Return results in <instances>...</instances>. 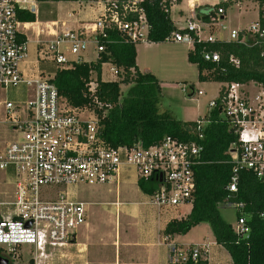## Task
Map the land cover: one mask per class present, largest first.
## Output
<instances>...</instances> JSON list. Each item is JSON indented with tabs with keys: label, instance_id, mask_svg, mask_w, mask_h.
<instances>
[{
	"label": "built area",
	"instance_id": "1",
	"mask_svg": "<svg viewBox=\"0 0 264 264\" xmlns=\"http://www.w3.org/2000/svg\"><path fill=\"white\" fill-rule=\"evenodd\" d=\"M97 1L101 12L92 26L59 34L57 23H51L47 35L52 39L46 41L40 39L43 31L37 33L36 62L53 65L55 72L49 74L22 69L29 57V41L24 31L31 28L18 15L29 12L38 18L36 2L0 0V187L9 188L12 199L6 213L0 216V256L10 263L21 258L24 248L34 264H42L53 251L75 245L80 228L86 224L87 211L85 203L73 199L71 190L117 185L124 166L134 169L139 181L155 184V191L148 195L151 207L169 213L192 206L193 167L201 162L204 151L201 143L214 110L237 136V142L228 150L233 165L229 192H237L239 173L243 171L264 182V85L259 82L221 83L217 99L209 103L207 118L195 121L196 141L182 143L166 138L149 148L111 147L101 139L94 112L74 109L59 95L53 83L56 71L82 62V53L90 44H94L97 60L105 52L99 39L106 38L107 31L116 32L127 44L151 43L144 6L156 0ZM177 2L162 0L161 5L170 13ZM230 4L239 5V0H219L217 9L209 14L208 23L196 18L191 8L193 15L182 26L175 25L177 30L166 41L186 44L192 50L200 43L237 42L258 46L264 59V9L248 29H232L227 39L213 35L212 30L224 20L225 7ZM222 29L227 30L225 26ZM88 33H92L91 38ZM65 49L72 60L65 55ZM202 58L209 63L220 61L219 54L213 51L204 52ZM230 61L239 65L233 58ZM110 72L117 78L123 73L115 66ZM101 79L111 82L105 81L103 75ZM97 86L93 73L88 91L93 102L103 107L96 97ZM11 94L16 98L10 99ZM204 94L201 90L197 92L198 96ZM227 206L237 212L244 208L237 203ZM234 231L239 236H249L250 228L243 216L237 218ZM168 248L170 264L196 262L203 259V252L208 249L175 244H169Z\"/></svg>",
	"mask_w": 264,
	"mask_h": 264
},
{
	"label": "trees",
	"instance_id": "2",
	"mask_svg": "<svg viewBox=\"0 0 264 264\" xmlns=\"http://www.w3.org/2000/svg\"><path fill=\"white\" fill-rule=\"evenodd\" d=\"M161 2L156 0L144 6L151 43H163L177 30L170 13L164 10ZM256 2L261 16L264 0ZM217 7H197L194 10L195 16L208 23L209 14ZM18 18L24 23L36 22V17L29 12H19ZM106 35V38L99 39L100 44L105 46V52L96 61H82L74 63L69 69L56 71L53 83L59 95L74 109L87 108L93 111L99 120L101 139L111 147L138 145L149 148L166 138L182 143L196 141L193 133L196 122H184L168 112H159L160 81L150 73L139 71L136 46L125 43L114 31H107ZM209 51L219 54L218 63L203 60L202 54ZM188 54V61L197 66L202 83L255 81L264 85V59L258 46L227 41L200 43ZM231 58L237 60L239 65L235 66ZM107 63L122 69L119 81H102V66ZM93 73L98 82L96 97L103 107L93 102L88 91ZM121 85H130L125 95L122 94ZM106 105L111 108H106ZM210 119L201 143L204 146L201 162L193 167L195 191L192 209L185 217L171 220L165 228L164 236H184L197 226L207 224L215 243L229 254L232 264H264V182L258 181L251 172L243 171L239 173L237 192H229L227 186L233 174V165L228 150L237 142V136L231 132V127L219 116L218 111L214 110ZM139 187L146 195L156 189L151 181H139ZM233 203L244 205L243 210L237 214L245 218L250 228L247 238L237 235L220 214L221 206ZM207 263L205 259H197L196 262L189 261L186 264ZM30 264L33 262L30 261Z\"/></svg>",
	"mask_w": 264,
	"mask_h": 264
},
{
	"label": "rangeland",
	"instance_id": "3",
	"mask_svg": "<svg viewBox=\"0 0 264 264\" xmlns=\"http://www.w3.org/2000/svg\"><path fill=\"white\" fill-rule=\"evenodd\" d=\"M34 1L38 6L36 20L42 23L39 25L42 29L45 28L46 23L68 20V13L74 15V18L69 19L67 24L73 27L74 19L78 16V8H82L85 12L97 9V17L101 12L97 0H79L78 3H71L70 0ZM181 1L178 0L180 3ZM239 2H241V7L233 4L227 5L229 9L225 20L220 21L212 30L215 37L227 39L230 30H246L258 20L260 7L256 0H239ZM192 15L191 10L188 11V8L180 4L175 5L170 12L171 20L177 25H181L185 19ZM97 17L89 23L90 26L95 23ZM223 26L227 30H223ZM58 28L61 33L63 28L60 24ZM65 28L67 29V26ZM34 32V29L24 31L29 41L28 61L30 64L26 71L33 67V62L37 58ZM88 36L91 38L92 33H88ZM49 39L46 35L41 38L43 41ZM93 48L94 44H90L86 52L82 53L81 59L88 63L96 61V53ZM191 50V47L186 44L171 41L142 43L136 46V63L139 69L144 73L154 75L160 81L159 112H168L175 119L183 121H196L199 118H204L208 112L209 103L217 99L222 88V85L217 82H200L197 66L188 61V53ZM113 67L112 64L103 66L104 80H120L121 77L117 78L111 74L110 69ZM129 88L130 85H121L122 94L125 95ZM192 88L196 92L195 96H190ZM249 89L254 91L252 86ZM200 90L206 94L198 96L197 92ZM9 98L15 99L16 96L11 94ZM3 137V133H1V138ZM71 191L74 193L73 199L86 203V224L80 228L75 245L53 251L42 264H170L169 244L184 248L207 238L208 235L212 236L210 227L207 224H201L200 227L192 229L188 234L177 236L175 240L169 238L165 241L166 237H161L162 243L154 245L157 246V249L148 251L139 249L138 247L143 246L140 242L142 236L139 234H142V231L139 223H145L144 214L154 215L155 211L145 203L148 198L137 186L121 180L117 185L83 186ZM7 192L8 195H6ZM10 195L9 188L0 187V216L4 215L9 207L8 203L10 204L12 200ZM189 211V207L183 209L184 213ZM237 213L235 209L228 206L220 207L222 218L233 228L237 224ZM131 217H134L137 222L133 220L132 225L135 227L127 228L125 226ZM22 252L21 258L11 264H30L32 257L28 255L27 248H24Z\"/></svg>",
	"mask_w": 264,
	"mask_h": 264
},
{
	"label": "crops",
	"instance_id": "4",
	"mask_svg": "<svg viewBox=\"0 0 264 264\" xmlns=\"http://www.w3.org/2000/svg\"><path fill=\"white\" fill-rule=\"evenodd\" d=\"M58 1V0H57ZM64 1V0H62ZM71 3L73 2H77L79 0H70ZM219 3V0H182L181 3H179L180 5H183L184 7L188 8V11L191 10V8H193L195 10V8L197 7H202V6H215ZM178 4V3H177ZM176 4V5H177ZM235 6L241 7V2H239V5L237 4H233ZM174 7V6H173ZM226 8V16L228 13V6L225 7ZM95 9V8H94ZM97 9L93 10V11H87L85 12L84 10H82V8H78V16L76 19H74L75 23L73 27H70L69 25H67L69 23V19L74 18L73 14L68 13L67 17L68 20H63V21H52L51 23H57V26L59 27V24L61 25V27L63 28V30H61L62 32L59 33V28L57 27L56 30L59 34L65 33L67 31H77L83 28H88L90 27V22L94 20V18L97 17ZM182 11V10H181ZM183 12V11H182ZM184 14H187V12H183ZM225 16V18H226ZM98 18V17H97ZM224 18V20H225ZM51 23H46V26L44 29L40 28V23L38 20L35 23H26L27 25H31V31L34 29V35H35V44H36V40H37V33L43 31L42 36L40 37V39L43 37V35H46V37H49L47 35V27L51 25ZM174 23V22H173ZM64 24V26L62 25ZM175 24V23H174ZM177 25V24H175ZM183 24L181 23V25H177L182 26ZM34 26V27H33ZM67 26V29L65 28ZM51 27V26H50ZM50 38V37H49ZM52 39V38H50ZM49 39V40H50ZM35 50H37V44L35 46ZM65 55L67 56V58L69 59H73L72 56L69 55V53L67 52V50H64ZM29 59V57H28ZM84 61V60H83ZM85 62V61H84ZM30 64V61L27 60V62L22 65V69L25 70V72H29L26 71L27 66ZM43 66H45V68H43ZM138 67V66H137ZM29 69H33V71H37L41 70L45 73H49L52 74L55 72V68L53 65L50 64H41V63H37L36 59L33 62V67L29 68ZM139 69V67H138ZM140 72L144 73L143 71H141L139 69ZM104 79V78H103ZM106 81V80H105ZM161 86V85H160ZM195 92V90L193 89L190 93V96H195L193 93ZM196 93V92H195ZM201 119V118H199ZM198 120V119H197ZM183 121V120H182ZM184 122H190V121H184ZM195 122V121H194ZM121 180H124V182H128L131 184H134L135 186H137L139 189V180L135 174L134 169L129 168L127 166H124L121 168L120 170V175H119V182ZM141 191V189H140ZM148 198V195H146ZM148 204V201L145 202ZM86 204V203H85ZM190 208V211L192 209V206H187ZM155 211V214H144L143 218H144V222L139 225L141 226V231L142 234H139L140 236H142V240H140V242L142 243L143 246L138 247L139 249H144L146 251H148L149 249H157L156 245H160L162 243V239L161 237L164 236V231L165 228L167 226V224L173 220V219H180L182 217H185L186 215H188L190 213V211L188 213H184L183 209L185 207H182L181 209H178L177 211H173V212H169V213H163L158 211L156 208L152 207ZM133 220H135V222H137V220L134 217L130 218V221L126 224L125 227L127 228H131V227H135L133 224ZM86 227H88V225H86ZM200 226H197L196 228H198ZM177 238V236L171 237V239ZM160 241V242H159ZM154 242H158V243H154ZM153 246V247H152ZM190 246H201V247H205L207 246V251L203 252V259L207 260L208 264H232L231 258L229 256V254L219 245H217L215 243V239L213 237V235H208L207 238L205 239H201L199 241H197L194 244H191ZM133 247V246H132ZM135 248V247H134ZM137 254V253H136ZM138 255V254H137Z\"/></svg>",
	"mask_w": 264,
	"mask_h": 264
},
{
	"label": "water",
	"instance_id": "5",
	"mask_svg": "<svg viewBox=\"0 0 264 264\" xmlns=\"http://www.w3.org/2000/svg\"><path fill=\"white\" fill-rule=\"evenodd\" d=\"M28 225H30V223ZM0 264H11V263L8 259L0 256Z\"/></svg>",
	"mask_w": 264,
	"mask_h": 264
},
{
	"label": "bare ground",
	"instance_id": "6",
	"mask_svg": "<svg viewBox=\"0 0 264 264\" xmlns=\"http://www.w3.org/2000/svg\"><path fill=\"white\" fill-rule=\"evenodd\" d=\"M54 25H55V24H54ZM51 26H53V25H51ZM28 28H31V25H29Z\"/></svg>",
	"mask_w": 264,
	"mask_h": 264
}]
</instances>
